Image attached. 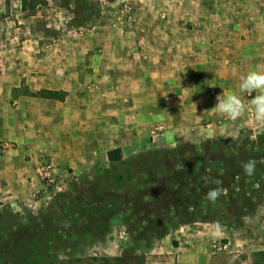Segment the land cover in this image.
<instances>
[{
	"label": "rangeland",
	"instance_id": "obj_1",
	"mask_svg": "<svg viewBox=\"0 0 264 264\" xmlns=\"http://www.w3.org/2000/svg\"><path fill=\"white\" fill-rule=\"evenodd\" d=\"M172 1L151 0V5L159 10L156 12L157 21L168 20L166 9L178 0ZM180 1L182 5L188 2ZM114 4L110 5L109 0H0V36L9 38V52L17 55L14 60L16 66L20 63L39 72L46 68L45 58L53 60L58 66L67 58L62 39L72 46L71 43L76 40L91 35L96 25L108 26L110 23L113 29L133 26L139 20L136 13L138 5L146 3L145 0H116ZM190 29L187 26L182 29L181 36L188 34ZM164 44L166 50L172 48L170 38ZM184 46L187 49V41ZM2 50L3 46H0V57ZM62 53L65 58L60 56ZM24 89V93H27L24 86L21 92ZM57 93L62 97L58 100H62L65 93ZM207 94L214 95V91ZM244 96L246 111L235 121L215 112L214 117L207 115L198 121L194 117L192 123L197 124L199 134H204L193 141L185 137L188 133H173L167 129V124L153 121L148 126L147 134H135L145 137L122 145V161L113 164L102 156L94 155L93 167L74 170L58 165L54 159L37 156L26 147L21 148L20 162L16 166L21 186L13 191L0 190V249L7 245L14 253L11 264H89L92 258H129L130 255L142 257L144 264H162L173 261L181 244L196 243L207 249V252L200 254L201 262L264 264V177L258 185L246 190H253L252 197L246 193L236 196L238 186H232L234 191L231 196L237 199L236 207L232 205L225 216L212 213L202 216L207 222L179 225L178 216L167 214V211L172 212L173 208L186 202V195L180 193H184L181 186H189L195 181V177L187 175L189 165L192 164V168H196L195 164L198 166V162L195 163L185 152L182 160L188 159L183 161L184 165L180 164L179 167L172 164L170 159L174 150L179 146L195 149L206 167V171L196 169L199 174L203 173L202 181L206 180V184L212 183L217 187V177L224 173L219 163L210 159V155L205 157L209 142L251 141L264 136V129L255 126L252 118L247 120L248 113H252L250 101L254 94L245 93ZM174 111L165 109L162 117L171 121L176 114ZM190 112H195V109H190ZM149 113L156 118L160 112L151 109ZM212 121H215V127L209 133L208 127ZM155 126L161 129L153 134L152 128ZM17 145L8 142L4 149H18ZM166 154L170 157H166ZM158 165L165 167L162 170ZM52 168H55L52 174L55 181L48 185L44 170L51 171ZM130 171L133 175L125 183L126 191L134 186L139 189L144 187L143 192L149 190L145 198H152L154 207L150 212H154L155 216H147V209L138 207L136 210L139 211L134 213L135 219L131 220L130 211L126 208L117 211L115 206L106 205L112 195L126 192L115 193L111 188L115 186L116 178L125 177ZM160 186L168 189L156 197L154 194L159 193L153 194L151 189L157 191L156 188ZM229 188L232 190L231 186ZM162 195L163 200H168V205L161 202L155 206ZM202 200H206V197ZM202 205L205 206L204 203ZM243 205L245 214L242 215ZM156 208H159V212ZM167 215L173 218V225L169 226L165 221ZM86 216H92L90 220L100 219L95 228L88 226ZM17 240L23 244L17 246ZM224 246L226 248L223 250ZM42 253L48 255V260L41 258Z\"/></svg>",
	"mask_w": 264,
	"mask_h": 264
},
{
	"label": "crops",
	"instance_id": "obj_2",
	"mask_svg": "<svg viewBox=\"0 0 264 264\" xmlns=\"http://www.w3.org/2000/svg\"><path fill=\"white\" fill-rule=\"evenodd\" d=\"M145 3L138 5L133 26L96 25L72 46L62 39L67 58L59 66L45 58L46 68L39 72L16 66L9 38L0 36V190L21 186L16 175L21 148L74 170L93 167L94 155L108 161V151L141 140L145 136L135 134H147L153 121L173 133L186 132L193 141L204 133L192 119L214 117L218 94L235 93L244 101L239 78L264 71V0H188L184 5L178 0L166 9L164 22L156 20L159 10L151 0ZM186 26L191 29L183 37ZM169 38L172 48L166 50ZM23 86L27 93L21 92ZM41 90L65 95L58 100L28 93ZM151 109L160 112L156 118ZM165 109L176 110L171 121L162 117ZM8 142L19 148L4 149ZM203 252L207 249L196 243L181 244L173 261L162 264H209L200 261Z\"/></svg>",
	"mask_w": 264,
	"mask_h": 264
},
{
	"label": "trees",
	"instance_id": "obj_3",
	"mask_svg": "<svg viewBox=\"0 0 264 264\" xmlns=\"http://www.w3.org/2000/svg\"><path fill=\"white\" fill-rule=\"evenodd\" d=\"M33 97L38 98H45V99H59L62 98L60 94L57 92H51V91H39L36 93L30 94ZM215 147L213 150L212 148ZM208 151L205 153V157L210 159H213L217 161L220 165V170L222 173H224L222 176H218V186L223 188H228L227 195L221 196L215 203L209 202L207 199L202 200L203 197H206V193L212 189L215 188L212 183H207L206 180L201 179L203 173L199 174L196 169L203 170L206 167L203 165L204 162L200 161L197 151L195 149L189 148L187 146H179L176 150H174L173 155L171 156L170 162L172 164L178 166L180 164L184 165L183 161L187 160L188 157L194 159L195 163L198 162V166H195L196 168H192V164L188 167L187 175L188 177H195V181L192 184H188L189 186H181V190L184 192H180L181 194L186 195L187 200L186 202L180 203V207H176L172 209V212H168L167 214L169 216H178L179 225L182 224H188L191 222L196 221H203L207 222L208 220L202 218V216H209L212 213H217L215 216H225L228 213V209L232 207V205H235L236 207V198H232L231 194L233 193V188L235 184H237L239 192L236 196H240L243 193L250 195V197L253 196V190H249L247 192L246 190L248 188L254 187V185H258L259 182L263 181L264 177V136L258 137L256 140H218L209 142V147L207 149ZM212 151V152H210ZM188 153L189 156L182 160V157H185L184 155ZM157 154V153H156ZM158 154H161L158 152ZM166 157H170L169 154H166ZM198 158V159H197ZM107 159L110 164L121 162L122 161V151L120 148L112 149L108 151L107 153ZM249 159H255L257 161L255 174L251 177L245 175L242 169V163L247 162ZM203 160V158L201 159ZM192 161V162H193ZM159 169H164L165 166L158 165ZM181 167V166H179ZM187 170V168H186ZM169 173V172H168ZM132 172L130 171L125 177H118L116 178V184L114 187L111 188L112 191L115 193H120L122 191H126V182L130 181L132 179ZM206 175V173H205ZM204 175V178L206 177ZM123 181V182H122ZM198 182V183H197ZM163 186V185H162ZM156 188L157 191H154V188L151 189L153 194L155 192L159 194H154L156 197H158L164 189H168V187H162ZM217 186V187H218ZM231 189L230 190V187ZM144 187L141 189L136 188L134 186L132 189L122 193V194H114L111 197H109L108 203L106 205L110 204L111 206H115L120 211L123 208H126L127 211H130L129 218L131 220L135 219L136 216H134V213H137L139 210H136V208L145 207L147 209L146 214L147 216H155L154 212H150L151 208L154 206L152 205V198L147 200L145 198L147 196V193L149 190L143 192ZM146 192V194H145ZM132 196L133 198H129ZM124 198L123 202L122 199ZM128 198V199H127ZM130 199V200H129ZM156 199V198H155ZM143 201V202H142ZM158 202H155V206L159 205L161 202H163V205L167 204L166 201L163 200V195L156 200ZM253 201L252 199L250 200ZM202 203L205 204V206L202 205ZM239 203V201H238ZM254 202H252L253 204ZM141 204L142 206H140ZM240 205V204H238ZM242 205V204H241ZM166 207V206H165ZM122 208V209H121ZM169 208V206H167ZM245 206H241V209H243L242 215L244 213ZM124 210V209H123ZM157 212H159V208H156ZM215 210V211H214ZM214 211V212H213ZM93 215V213L91 214ZM166 216V222L170 225H173V218H169V216ZM188 216H191V218H187ZM92 216H86V219L88 221V226L95 228L99 222L98 219H92L90 220ZM134 217V218H133ZM20 244H23L22 241L19 242L17 240V246ZM19 247H17L18 249ZM18 252V251H16ZM14 253L10 252V249L7 245L4 246V248L0 249V264H11L10 260L13 258ZM42 259L48 260L47 254H40ZM129 258H92L90 259L89 264H144L142 257L130 255Z\"/></svg>",
	"mask_w": 264,
	"mask_h": 264
},
{
	"label": "clouds",
	"instance_id": "obj_4",
	"mask_svg": "<svg viewBox=\"0 0 264 264\" xmlns=\"http://www.w3.org/2000/svg\"><path fill=\"white\" fill-rule=\"evenodd\" d=\"M239 91L251 95L257 93L250 101L252 106V119L260 129H264V71H249L246 75L239 78ZM216 103L211 108L212 111L220 116L226 117L231 121L239 119L246 111V105L243 99L235 93L221 92L215 97ZM196 110V105L193 104ZM257 161L249 159L242 163V169L245 175L251 177L255 174ZM227 195V189L215 187L206 193V199L215 203L221 196Z\"/></svg>",
	"mask_w": 264,
	"mask_h": 264
},
{
	"label": "built area",
	"instance_id": "obj_5",
	"mask_svg": "<svg viewBox=\"0 0 264 264\" xmlns=\"http://www.w3.org/2000/svg\"><path fill=\"white\" fill-rule=\"evenodd\" d=\"M248 116H252V113H249ZM161 128L159 126H155L154 128H152V133L155 134L157 131H159ZM1 151H4V149H1ZM55 168H52L51 171L49 170H44L45 173V177L47 179L48 185L53 184L55 181V176H53L52 174L54 173ZM226 248V246L222 247V249L224 250Z\"/></svg>",
	"mask_w": 264,
	"mask_h": 264
}]
</instances>
